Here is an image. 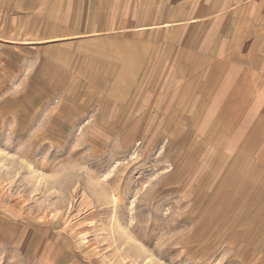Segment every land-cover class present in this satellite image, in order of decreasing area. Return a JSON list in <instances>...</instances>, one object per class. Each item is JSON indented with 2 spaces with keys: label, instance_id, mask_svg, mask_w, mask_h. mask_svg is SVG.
<instances>
[{
  "label": "rangeland",
  "instance_id": "rangeland-1",
  "mask_svg": "<svg viewBox=\"0 0 264 264\" xmlns=\"http://www.w3.org/2000/svg\"><path fill=\"white\" fill-rule=\"evenodd\" d=\"M9 6L0 0V264H264L233 226L205 223L233 211L186 193L156 115L101 126L112 66L90 52L104 45L54 41Z\"/></svg>",
  "mask_w": 264,
  "mask_h": 264
},
{
  "label": "crops",
  "instance_id": "crops-1",
  "mask_svg": "<svg viewBox=\"0 0 264 264\" xmlns=\"http://www.w3.org/2000/svg\"><path fill=\"white\" fill-rule=\"evenodd\" d=\"M9 3L54 41L104 45L107 53L90 52L112 66L101 126L128 129L124 115H156V139L184 163L186 193L200 187L233 211L231 221L218 211L205 223L233 226L264 253V0Z\"/></svg>",
  "mask_w": 264,
  "mask_h": 264
}]
</instances>
